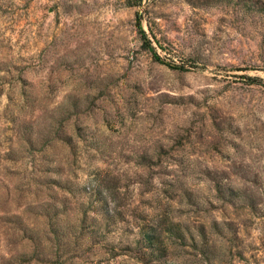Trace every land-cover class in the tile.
Instances as JSON below:
<instances>
[{
    "label": "rangeland",
    "instance_id": "1",
    "mask_svg": "<svg viewBox=\"0 0 264 264\" xmlns=\"http://www.w3.org/2000/svg\"><path fill=\"white\" fill-rule=\"evenodd\" d=\"M63 261L264 264V0H0V264Z\"/></svg>",
    "mask_w": 264,
    "mask_h": 264
},
{
    "label": "trees",
    "instance_id": "2",
    "mask_svg": "<svg viewBox=\"0 0 264 264\" xmlns=\"http://www.w3.org/2000/svg\"><path fill=\"white\" fill-rule=\"evenodd\" d=\"M136 2L140 3L142 2V0H136ZM138 27H139V32L144 44V47L146 49H148L153 56L155 57L156 60L161 61L162 58L161 56L157 53L156 48L153 46L152 42L148 39V35L146 33V30L144 29V26L142 24V17L139 16L138 17ZM254 81L256 80V78H251ZM105 221H107L108 225H110V222L113 221V218L118 217L117 215H112L111 212L107 209L105 210ZM115 216V217H114ZM86 222V220H83V224L81 225V227L83 228L84 223ZM95 224H94V229H96V233L101 231L100 226H102V220L100 219H95L94 220ZM96 227V228H95ZM145 235H147V242L146 245L143 246L145 249L147 248V250H151V255H154V251H160V256L159 257H165L168 255V245L166 240L168 239V237L174 235V231H173V227H166V228H161V225L159 224H154L150 230H146ZM165 236L164 239H162V237ZM157 236H159V239L157 240ZM159 241H161V243L164 244V246H160V248H157V243H159ZM56 264H58V262H56ZM61 264H74L73 262H67V261H63ZM98 264H102L101 262H99Z\"/></svg>",
    "mask_w": 264,
    "mask_h": 264
}]
</instances>
